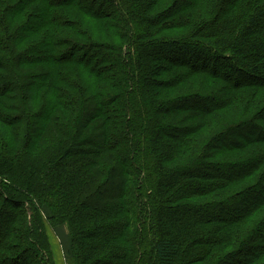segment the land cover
<instances>
[{"label":"trees","instance_id":"obj_1","mask_svg":"<svg viewBox=\"0 0 264 264\" xmlns=\"http://www.w3.org/2000/svg\"><path fill=\"white\" fill-rule=\"evenodd\" d=\"M263 204L264 0H0V264H258Z\"/></svg>","mask_w":264,"mask_h":264},{"label":"rangeland","instance_id":"obj_2","mask_svg":"<svg viewBox=\"0 0 264 264\" xmlns=\"http://www.w3.org/2000/svg\"><path fill=\"white\" fill-rule=\"evenodd\" d=\"M254 90H256V89H249V90H244L245 91V93H246V95L244 96V98L246 99V101H248V103L250 104L251 102H253V105H255V104H257V103H259V100H260V95H256L255 93H254ZM176 94H178V93H176ZM261 94H263L262 92H261ZM241 114V113H240ZM247 117H248V115H247ZM205 134L206 135H209L210 134V132L209 131H205ZM219 134H221V133H219ZM218 134V135H219ZM217 135V136H218ZM254 147H256V146H254ZM242 152V151H241ZM243 154H244V152H242ZM242 153H231V154H225L223 157H221V158H218V159H214V162H215V160H217L216 162H223V163H229V162H235V161H229V160H232V159H234V158H236L237 156H239V154H242ZM215 162V163H216ZM223 166V168L225 167L224 165H222ZM224 170H225V168H224ZM215 174H222V172H220V171H218V172H215ZM249 182L250 181H244V182H242V183H239V184H234V185H232V186H230V187H228L227 189L228 190H231L232 189V191L233 192H237V191H239L240 193H242L244 190H246L247 188L246 187H248L249 185ZM252 182H256V180H253ZM257 183V182H256ZM255 183V184H256ZM254 184V185H255ZM239 192H237V193H239ZM237 193H234V194H232L231 196L233 197L234 195H236ZM231 196H229V197H231ZM253 197H256V194L255 195H253ZM228 198H226V197H222V198H218V197H216V196H214V195H209V196H206V197H203L202 199H195L193 202H199V203H203V204H208V203H216L215 204V207H213V212L216 214L217 213V215H224L225 213H223V212H227V210H225V208L222 210V208L223 207H219L218 206V202H222L223 204L224 203H226V200H227ZM233 202V204H232V207L233 208H231V209H233V210H236V207H239L240 206V204H239V202L238 201H232ZM244 209L245 208H247L246 206H242ZM43 214H44V216L45 217H49V213H48V211H47V209L45 208V210H43ZM264 218V204L262 205V206H260L255 212H253V213H251V215L248 217V220L246 221V223H245V226L247 227V228H253L257 223H259L260 222V220L261 219H263ZM47 226H48V232H49V236H50V238H51V241H52V247H53V252H54V255L56 256V258H57V260H58V263L59 264H68V260L66 259V256H65V252L63 253V249L60 247L59 249L57 248V245H58V247H59V243H58V241L56 240V238H54L55 237V235L57 236V234H56V229L54 228H50L51 226H50V224L48 223L47 224ZM55 234V235H54ZM53 240H56V242H57V245H54L53 244ZM64 243L66 244V240H64ZM65 246V245H64ZM56 253V254H55ZM59 253H60V255H59ZM262 262H264V259H262V261H260L258 264H261Z\"/></svg>","mask_w":264,"mask_h":264},{"label":"crops","instance_id":"obj_3","mask_svg":"<svg viewBox=\"0 0 264 264\" xmlns=\"http://www.w3.org/2000/svg\"><path fill=\"white\" fill-rule=\"evenodd\" d=\"M56 234H57V236L55 235V237L54 238H56V240L58 241V243H59V247H58V245H57V242H56V240H53V244L54 245H57V248L59 249L60 247L63 249L62 251H63V253L66 251L65 250V248L67 249H69L70 248V246H71V237H70V233H69V230H68V227H67V225H62V226H60V228H58L57 230H56ZM50 240H51V238H50ZM64 240H66V244L64 243ZM51 244H52V241H51ZM65 245V246H64ZM52 249H53V247H52ZM54 253V252H53ZM56 254V253H55ZM59 255H60V253H59ZM55 260H56V264H59L58 263V260H57V258H56V256H55Z\"/></svg>","mask_w":264,"mask_h":264}]
</instances>
